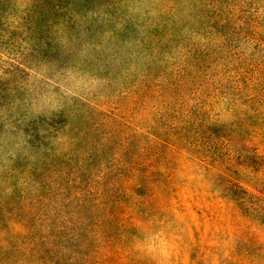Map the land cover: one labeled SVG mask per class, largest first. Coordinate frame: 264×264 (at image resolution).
Segmentation results:
<instances>
[{
  "label": "rangeland",
  "instance_id": "374dc122",
  "mask_svg": "<svg viewBox=\"0 0 264 264\" xmlns=\"http://www.w3.org/2000/svg\"><path fill=\"white\" fill-rule=\"evenodd\" d=\"M101 1L0 23V264H82L96 217L117 226L110 264H238L246 241L222 226L240 215L221 164L250 154L241 145L264 156V104L247 111L240 92L229 111L201 110L196 98L229 99L227 72L264 65V0H234L232 12L223 0ZM235 177L264 196V159ZM154 188L169 208L152 207Z\"/></svg>",
  "mask_w": 264,
  "mask_h": 264
},
{
  "label": "trees",
  "instance_id": "16d2710c",
  "mask_svg": "<svg viewBox=\"0 0 264 264\" xmlns=\"http://www.w3.org/2000/svg\"><path fill=\"white\" fill-rule=\"evenodd\" d=\"M214 1V0H212ZM216 1V0H215ZM220 1V0H217ZM239 1V0H238ZM72 0H0V23L4 25L9 24L10 21L16 23L18 25H22L23 23H31L28 19H24L25 16H28L30 13H41L44 11H49L50 9L59 8L64 4H70ZM101 3V0H98ZM206 2V1H205ZM223 9L227 8L230 4L229 10L232 12L234 8L242 9L240 7H236L234 0H223L222 2ZM210 11L213 15V20L225 21L226 24H230L231 21L227 20L226 17H221L215 10H206ZM232 24H235L233 22ZM241 25H234L230 28L229 34L231 33H239L241 34ZM235 46L237 47L235 53H232L231 60H234L238 54H243L246 50V45H248L247 39L242 37L240 41L234 39ZM259 44L256 42L251 50L253 51L257 47L256 54L259 53L261 47H258ZM249 55H251L249 53ZM258 63H250L247 65H236L229 72H227L226 78V89L229 91V99H225V93L217 94V97H208V95L197 96V100H199V109H207L208 110V102H212V107H218V109L229 111L232 107L236 106V103L233 100H230L231 97L238 95L240 92L244 93V101L237 106L246 107L247 111H256L254 106L258 104L259 106L264 104V65L258 66ZM225 89V90H226ZM201 100V101H200ZM206 104V106H202L201 104ZM204 114V113H201ZM218 116V113H217ZM245 121H252L249 123V126L257 125L256 120L253 117H249ZM264 121V120H263ZM206 137H201L198 140L199 147L206 144L208 149L210 148H218L222 147V143H218L215 140L205 139ZM260 142H264L260 141ZM224 144V143H223ZM161 149L168 148L166 144L160 145ZM241 147L249 150L250 154H243V150L239 149V153L237 156L227 158V160L222 165L221 171L224 173L222 177V181L225 185L226 195L229 201L233 202L234 207L239 211V219L232 218L225 221L222 226L225 228H230L231 233L233 235L242 236L246 242L241 243L242 247L240 253V259L238 264H264V258L261 255V249L264 247V243L258 238L256 233L264 231V196H260L257 193H252L246 191L244 187H241V184L236 179V175L240 171H254L257 167L262 163V159H264L263 155H258L255 150H252L245 145H241ZM178 148L175 151H180ZM199 152V149H197ZM156 156L153 157L157 161L156 158L159 157V151L154 153ZM148 159V157H147ZM144 160L140 163L141 166L147 167L148 160ZM214 160L210 163L204 165H214ZM197 163H206L203 159H197ZM223 163V162H222ZM156 168H153L154 171ZM156 184V183H155ZM152 191V207L160 212L163 209H167L170 207L169 203L165 201V205L159 204V193L160 191L156 188L151 189ZM118 210L112 209V211L108 212V215L114 216L118 214ZM121 215H128V213H122ZM107 218V217H106ZM96 217L94 221L89 222L87 226L88 234L90 238L87 240L88 243L87 249L90 254L87 261L82 264H110L112 257L115 255H119L121 249L117 247V226L115 223L111 221L102 222L98 220ZM227 223V224H226ZM122 226V225H121ZM118 257V256H116ZM128 261H122L121 264H135L130 255L127 254ZM55 258V255H54ZM54 258L49 257L46 264H72L67 258L63 263H60L58 260H54Z\"/></svg>",
  "mask_w": 264,
  "mask_h": 264
}]
</instances>
